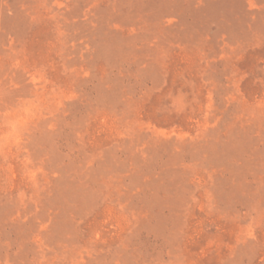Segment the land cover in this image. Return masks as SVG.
<instances>
[{
	"label": "rangeland",
	"instance_id": "374dc122",
	"mask_svg": "<svg viewBox=\"0 0 264 264\" xmlns=\"http://www.w3.org/2000/svg\"><path fill=\"white\" fill-rule=\"evenodd\" d=\"M0 264H264V0H0Z\"/></svg>",
	"mask_w": 264,
	"mask_h": 264
}]
</instances>
